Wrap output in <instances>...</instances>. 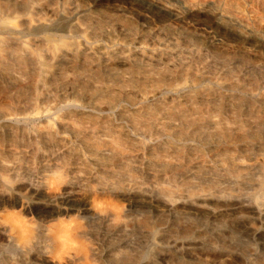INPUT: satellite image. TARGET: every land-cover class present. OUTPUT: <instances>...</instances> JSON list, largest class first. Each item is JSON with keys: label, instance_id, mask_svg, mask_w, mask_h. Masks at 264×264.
<instances>
[{"label": "rangeland", "instance_id": "rangeland-1", "mask_svg": "<svg viewBox=\"0 0 264 264\" xmlns=\"http://www.w3.org/2000/svg\"><path fill=\"white\" fill-rule=\"evenodd\" d=\"M65 162L61 197L32 189ZM0 174L38 222L25 250L0 229V264H49L77 210L65 264H264V0H0Z\"/></svg>", "mask_w": 264, "mask_h": 264}, {"label": "clouds", "instance_id": "clouds-1", "mask_svg": "<svg viewBox=\"0 0 264 264\" xmlns=\"http://www.w3.org/2000/svg\"><path fill=\"white\" fill-rule=\"evenodd\" d=\"M69 181L68 164L57 163L42 174L40 187L32 189H42L47 196L55 195L58 199L61 190L69 187ZM22 182L18 176L0 174V197L11 199L15 196L19 199V207L0 206V229H6L15 238V246L25 250L33 243L38 222L32 215L24 214L34 200L28 194V189L16 191V186ZM88 191L91 193L88 203L92 213L100 217L109 216L113 223L121 222L124 212L121 202L101 195L97 185H90ZM60 209L64 211L65 207L60 206ZM44 228L46 235L55 244L54 251L48 256L49 264H65L66 260L85 253L90 247V241L81 236L84 224L78 210L50 218Z\"/></svg>", "mask_w": 264, "mask_h": 264}, {"label": "bare ground", "instance_id": "bare-ground-1", "mask_svg": "<svg viewBox=\"0 0 264 264\" xmlns=\"http://www.w3.org/2000/svg\"><path fill=\"white\" fill-rule=\"evenodd\" d=\"M3 15V14H2ZM4 22V21H3ZM8 25V24H7ZM3 27V26H2ZM13 27V26H12ZM38 52V51H37ZM40 53V52H39ZM37 54V53H36ZM40 74V73H39ZM44 113V112H43ZM31 132V131H30ZM258 204H262L260 201L258 202Z\"/></svg>", "mask_w": 264, "mask_h": 264}]
</instances>
